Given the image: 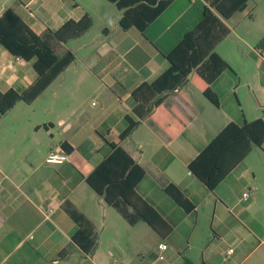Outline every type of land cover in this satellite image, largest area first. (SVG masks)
Instances as JSON below:
<instances>
[{
  "label": "crops",
  "instance_id": "obj_1",
  "mask_svg": "<svg viewBox=\"0 0 264 264\" xmlns=\"http://www.w3.org/2000/svg\"><path fill=\"white\" fill-rule=\"evenodd\" d=\"M262 1L249 0L224 21L230 34L215 51L232 70L212 85L218 106L188 80L164 102L187 122L182 134L170 139L146 118L121 141L135 105L132 92L168 70L166 55L199 23L207 1L173 0L143 34L121 28L122 11L107 0H0V17L14 8L38 36L85 14L93 19L58 53L71 52L74 62L34 102L19 101L1 116L0 264H264V142L213 191L187 168L230 122L264 120V58L255 50L264 37ZM261 14L256 36L252 26ZM36 78L31 61L0 45V94L23 92ZM105 123L106 139L146 172L137 193L159 213L158 230L144 221L130 225L86 182L110 150L98 133ZM129 139L134 148L125 146ZM86 141L63 164L45 162L51 151L62 152V143L78 148ZM169 183L185 191L192 211L163 191ZM76 227L94 235L90 251L72 240ZM161 242L167 244L163 261L157 259ZM83 244L89 248L88 239Z\"/></svg>",
  "mask_w": 264,
  "mask_h": 264
},
{
  "label": "trees",
  "instance_id": "obj_2",
  "mask_svg": "<svg viewBox=\"0 0 264 264\" xmlns=\"http://www.w3.org/2000/svg\"><path fill=\"white\" fill-rule=\"evenodd\" d=\"M122 11L120 26L124 30L137 28L145 34L152 23L173 0H107ZM199 23L184 33L181 40L166 55L170 67L152 83H143L131 97L135 103L131 114L125 117V128L120 140H125L139 125L140 120L150 118L170 139L183 133L187 122L175 111L164 107L166 93L180 89L188 80L215 106L219 100L213 91V83L220 75L232 70L230 65L215 51L230 34L224 21L235 13L244 11L249 0H206ZM93 25V19L85 14L80 20H69L56 31L47 29L36 35L19 17L14 8L7 9L0 17V45L10 54L31 61L37 73L36 80L23 92L10 89L0 94V119L19 101L34 102L75 60L74 54L59 55L63 43L78 38ZM257 53L264 58V37L256 46ZM107 123L100 127L99 134L109 145V153L93 172L86 177L87 184L113 206L130 225L146 222L154 230L162 221L157 210L137 193V187L145 177L144 168L119 144L110 142L105 134ZM62 143L61 149L72 158L82 149ZM264 142V120L258 118L243 125L230 122L220 131L187 168L209 190L213 191L251 153L254 147ZM163 191L184 211L195 207L179 186L169 183ZM73 219L81 222V215L70 211ZM72 240L90 251L95 237L89 230L76 227L71 231ZM89 240V248L83 242Z\"/></svg>",
  "mask_w": 264,
  "mask_h": 264
},
{
  "label": "built area",
  "instance_id": "obj_3",
  "mask_svg": "<svg viewBox=\"0 0 264 264\" xmlns=\"http://www.w3.org/2000/svg\"><path fill=\"white\" fill-rule=\"evenodd\" d=\"M68 160V157L67 155L62 151L61 153H57V152H54V151H51L46 159H45V162L47 164H50V165H60V164H63L64 162H66ZM249 197V192L246 191L242 194V199L243 200H246L248 199ZM50 212H52L53 210L50 209L49 210ZM167 249V244L165 242H161L159 245H158V254H157V259L158 260H165V250ZM234 252V248H230L227 253L230 255Z\"/></svg>",
  "mask_w": 264,
  "mask_h": 264
},
{
  "label": "rangeland",
  "instance_id": "obj_4",
  "mask_svg": "<svg viewBox=\"0 0 264 264\" xmlns=\"http://www.w3.org/2000/svg\"><path fill=\"white\" fill-rule=\"evenodd\" d=\"M262 9H264V0L262 1ZM263 17V15L261 14L260 16H259V20L256 22V24H254V26H252L253 27V29L255 30V35L256 36H259V34H258V32H257V25H258V23H259V21H260V19ZM233 21L234 20H232L231 21V23H233ZM255 36V37H256ZM134 139L133 140H131V139H129L127 142H126V144H125V146H127V147H132V148H134ZM123 147V146H122Z\"/></svg>",
  "mask_w": 264,
  "mask_h": 264
}]
</instances>
